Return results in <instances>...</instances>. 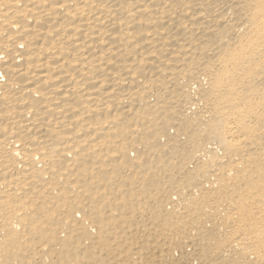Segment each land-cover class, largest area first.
I'll list each match as a JSON object with an SVG mask.
<instances>
[{
	"label": "bare ground",
	"instance_id": "obj_1",
	"mask_svg": "<svg viewBox=\"0 0 264 264\" xmlns=\"http://www.w3.org/2000/svg\"><path fill=\"white\" fill-rule=\"evenodd\" d=\"M0 264H264V0H0Z\"/></svg>",
	"mask_w": 264,
	"mask_h": 264
}]
</instances>
